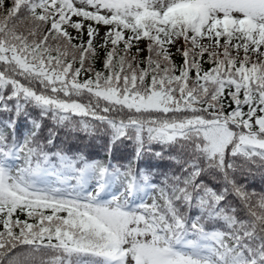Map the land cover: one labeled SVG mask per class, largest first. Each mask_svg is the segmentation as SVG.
<instances>
[{
  "label": "snow or ice",
  "instance_id": "snow-or-ice-1",
  "mask_svg": "<svg viewBox=\"0 0 264 264\" xmlns=\"http://www.w3.org/2000/svg\"><path fill=\"white\" fill-rule=\"evenodd\" d=\"M0 113V264H264V192L240 182L264 176V0H0ZM48 118L104 125L107 162L52 151ZM154 145L180 165L159 184L133 167Z\"/></svg>",
  "mask_w": 264,
  "mask_h": 264
},
{
  "label": "trees",
  "instance_id": "trees-1",
  "mask_svg": "<svg viewBox=\"0 0 264 264\" xmlns=\"http://www.w3.org/2000/svg\"><path fill=\"white\" fill-rule=\"evenodd\" d=\"M26 28H27L26 24L22 25L21 30H24ZM141 46L143 47L144 45L142 44ZM145 55H147V53H145ZM174 60L177 64H180L182 62V58L179 56L174 57ZM205 67H207V65H205ZM95 68L97 70L103 69L102 52L97 57ZM82 102H87V97L82 98ZM28 110L33 117L39 118V109L29 107ZM9 115H10L9 113H0V127H4L3 122L9 118ZM79 119L80 118L76 116L72 117L74 123L78 122ZM89 122L96 125V132L92 135H89L84 131H81L79 129L78 123L77 126L73 128L71 124L57 126L50 118L45 119L42 122L43 132L40 139L43 140L44 138H46L48 136L49 129H52L56 133V138L54 141L56 147L52 148L51 149L52 151H55L57 150V148H59V149H63L69 155L79 152V153H83L89 159H99L107 162V160L109 159V155L105 145H107L108 143L109 134L107 133L104 125H101L97 121H89ZM24 126L27 127L29 125L27 124V120L23 116H21L18 121V129ZM8 131L10 132L11 130L8 129ZM18 137H20L19 132H18ZM153 151H164L163 158L146 156L143 162H141L139 165L134 164L133 167L134 168L146 167L150 171L154 170L155 175L153 177V183H157V184H159L164 179L165 175L172 176V175L180 174V165L169 159L170 156L177 155L175 149L163 150L160 145H154ZM133 155L134 152L131 142H126V143L117 142L113 146V150L111 154V162L115 165L127 164L128 161L133 158ZM237 163L238 164L243 163V160L237 159ZM252 172L254 173V175L252 176H247V175L241 176L240 182L247 183L249 191L255 190L256 192H264V176H262L260 174V171H258L256 168H252ZM205 179H206V183H208L209 186L216 187V180H213L212 177L209 176L206 177ZM216 179L218 180L219 177H217ZM257 182H259V186L254 188L253 186ZM182 210L187 212L188 215L192 217L199 215V211L196 208H192L190 210L185 208ZM23 218L24 217L22 216L21 219ZM18 251L26 254L28 250L18 249ZM32 255L33 257H35V260L38 264L40 260H47L51 255V253L42 249L39 252L32 253ZM21 258L23 259V256ZM28 264H32V261L29 260Z\"/></svg>",
  "mask_w": 264,
  "mask_h": 264
},
{
  "label": "rangeland",
  "instance_id": "rangeland-1",
  "mask_svg": "<svg viewBox=\"0 0 264 264\" xmlns=\"http://www.w3.org/2000/svg\"><path fill=\"white\" fill-rule=\"evenodd\" d=\"M73 19H77L75 17H73ZM94 23V22H93ZM27 25V24H26ZM30 25H27V27H29ZM106 29L103 28V26H101V32L105 31ZM70 31H72L73 35H75V30L73 29H70ZM85 38H86V32H85ZM121 192H123V187L121 186V182L120 181H117L115 182L113 185H112V188L110 189V191L106 194H104V198L105 199H109V197L111 195H118L120 194ZM148 194V193H147ZM143 192L141 193H138L136 194L135 196L133 197H130L129 199H134L136 201V203H140V202H144L145 200V196L147 195Z\"/></svg>",
  "mask_w": 264,
  "mask_h": 264
}]
</instances>
